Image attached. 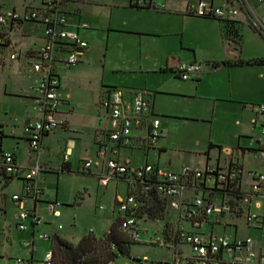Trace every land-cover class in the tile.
<instances>
[{"label":"crops","instance_id":"crops-1","mask_svg":"<svg viewBox=\"0 0 264 264\" xmlns=\"http://www.w3.org/2000/svg\"><path fill=\"white\" fill-rule=\"evenodd\" d=\"M199 1L212 2L217 6L230 2V0H167L165 10L152 11L131 8L128 0L90 2L64 0L62 10L71 16L72 23L85 25V28L80 30V35L88 43V50L84 63L69 69H59V91L65 103L59 109L58 119L63 122V125L43 137L37 152L29 151L23 134L24 125L39 118L31 91L36 75L29 73L25 64L21 63L31 82L26 93L20 90L19 95L22 97L23 104H29L31 111L28 109L20 115L18 119L20 122L15 128L12 125L9 126L10 121L0 120V150L1 153L13 155L19 166L38 164L43 169L37 178V186L41 190L39 199L37 201L28 200L24 203V207L31 209L41 221L38 225L32 226L31 230H26L25 238L21 239L22 241L33 239L34 258L39 246L43 249L40 254L50 250L51 242L49 241L48 245L46 241L37 240L38 234L58 236L70 243L69 235L62 232L63 227L60 224L56 226L55 220L61 217L64 209H72L75 204L80 207L83 200L77 202L75 197L85 190V185L81 187L78 185L72 188L71 193L64 194L60 190L63 177H69L75 173L77 176L78 174L83 176L81 177L83 179L92 178L97 183L95 201L99 197V189L104 195L108 184L113 182L116 187L118 183H123L125 196L128 194L127 182L113 177L108 172L104 162L106 158L98 154L100 147L106 148L107 158L118 160L130 168L148 163L164 171L176 173L183 168L225 169L229 164L237 163L242 192L250 191L252 182L250 173L264 174V158L256 159L258 163L256 166H250L247 162L249 155L253 157L254 139L258 136L257 129L253 125L254 107L264 104V64L215 66L225 61L264 59L262 38L248 29L250 37L254 39L249 44L246 40V28L244 29L249 26L245 16V11L248 10L264 23V14H260L264 1L246 0L244 6H241L240 15L232 21L241 40L238 44L239 51L234 49L236 42L228 40L225 34V22L187 13V7L195 6ZM22 2L23 4L18 7L19 10L25 4L37 5L38 0H22ZM14 7L18 9L15 5ZM26 27L29 26L23 28L24 32H28L25 30ZM15 35L21 41H25L19 34ZM103 42H105L104 57H107L111 50L120 48L122 49V62L109 65V67L106 66V61L103 62L99 80L101 88L95 90L93 104L94 106L100 105L101 96L109 88L119 87L133 92H144L145 97L151 103L152 114L160 121V138L153 149H142L136 144L120 148L106 141L102 134L107 127L103 110L102 119L105 121L103 125H99V122L95 124L93 121L92 125L90 123L91 119H95L96 114L98 115L97 110L92 117L89 115L87 128L82 123L76 124L72 121L78 109L71 102L70 93L62 85L61 78L62 76L64 78L66 74H79L82 70L91 68L89 62L93 61L94 50L97 45L102 46ZM190 63L203 66L201 76L194 81L180 80L175 74L176 68ZM110 73L126 74L125 80H106L105 76ZM3 96L7 97L6 92ZM9 97L15 98L14 95ZM5 115L9 120L10 118L16 120L13 112ZM84 135L88 136V146L83 144L82 136ZM57 136L62 142L59 143ZM53 138H56L55 146H52L50 142ZM9 140L11 143L6 144L5 142ZM178 142L184 150H173L176 147L174 143L178 144ZM186 144L191 147L189 148ZM82 151L84 156L76 157L75 154ZM172 151H177L178 155L169 156L168 154ZM50 154L55 155V165L49 161ZM85 160L92 162L89 172L81 171V165ZM64 162L69 164L71 173L61 172L60 169ZM74 165L77 166L76 169L73 168ZM0 172L3 173L1 167ZM245 175H247V180L244 179ZM51 178H55L57 182L53 193L48 192L47 185ZM12 181L13 179L5 183L3 175L0 176V236L3 228H10L4 227L7 220L2 202L4 201L3 192L10 187ZM20 183V189L12 195L22 193V182ZM67 196L71 197L66 199ZM125 196L114 193L110 206L112 215L116 211L117 201ZM49 202L58 204L54 209V214H50L46 209ZM13 205L17 206L16 203ZM241 205L246 211L262 216V225L259 228H248L243 216H223L217 219L211 218L207 230L213 235L215 228L220 229L222 236L216 237H226L230 241L250 238L253 248L264 254L261 241H257L253 236L238 237L237 235V221L241 219L244 226L253 232L264 230V199L253 196L249 198L247 204ZM105 214L103 216L107 217L108 215ZM17 215L18 213L14 215V230H16ZM95 215V219L99 218L96 213ZM72 226H74L73 221ZM227 227L232 230L229 236L225 234ZM93 230L91 227L88 232H93L96 237H102L109 231L97 234ZM5 239L9 240V232ZM7 243L11 247V241ZM22 243H18V249L21 248L20 250L26 253L24 258H27L30 253L22 248ZM0 258H3L2 253H0ZM233 260L238 264H253L247 260L243 252L235 253ZM164 261L163 259V264ZM11 264H14V258L11 259Z\"/></svg>","mask_w":264,"mask_h":264},{"label":"built area","instance_id":"built-area-1","mask_svg":"<svg viewBox=\"0 0 264 264\" xmlns=\"http://www.w3.org/2000/svg\"><path fill=\"white\" fill-rule=\"evenodd\" d=\"M128 1L131 8L152 11L165 10L167 2ZM230 2L217 6L212 2L199 1L195 6H188L187 13L232 22L240 15L241 6L246 0ZM63 3L64 0H38L37 5L25 4L19 10L15 7L5 8L0 0V67L4 66L6 54L9 53L10 61L25 64L28 72L36 75L31 91L39 118L27 122L23 128L31 152L39 151L43 137L63 125L58 119L59 109L65 103L59 91V69L84 63L88 50V43L80 35L85 25L72 23L71 16L62 10ZM245 14L248 24L264 39V23L249 10ZM25 26L30 27L28 32H24ZM15 34H19L23 40L32 37L38 43L24 50H16V43L12 40ZM202 67L197 63L181 65L176 68L175 74L180 80L194 81L201 76ZM99 104L107 121L102 133L106 141L120 148L134 144L146 150L156 147L160 138V121L152 114L151 103L144 92L109 88L104 91ZM253 125L258 132L254 139L253 157L263 159L264 104L254 107ZM98 154L106 158L104 162L108 172L128 184V194L117 201L115 212L120 231L131 241H139L141 234L148 231L141 228L142 222L152 225L162 222L157 234L147 241L170 249L171 264H238L233 260L237 252H243L250 263L264 264V254L253 248L250 238L230 241L226 237L205 232L211 218L223 216H243L248 228H259L262 216L246 211L241 204H247L253 196L264 199V174L250 173V191L242 192L237 163L229 164L225 169L183 168L173 173L148 163L130 168L118 160L107 158L105 147H100ZM0 167L6 176L22 182V193L11 196V201L19 208L15 228L19 232L31 230L41 221L32 210L24 207V203L39 199L41 190L37 186V178L43 169L38 164L19 166L13 155L1 152ZM91 167L92 162L85 160L81 171L89 172ZM152 197L164 207L161 219L149 214L155 210ZM57 205L47 203L51 214L55 213ZM36 238L51 242L52 237L38 234ZM22 248L28 250L30 255L27 258H14V264H53L51 250L40 261L33 257V239L24 241Z\"/></svg>","mask_w":264,"mask_h":264},{"label":"rangeland","instance_id":"rangeland-1","mask_svg":"<svg viewBox=\"0 0 264 264\" xmlns=\"http://www.w3.org/2000/svg\"><path fill=\"white\" fill-rule=\"evenodd\" d=\"M27 1H36V0H27ZM86 2L94 1V0H84ZM5 8H12L14 5L18 8L23 4L22 0H1ZM264 5V3H263ZM263 7V6H262ZM19 9V8H18ZM260 14H264V7L260 10ZM247 26V25H244ZM246 28V40L249 44H251L254 39L250 37V33H248V29L252 30L255 34H257L254 29L249 25ZM241 29V28H240ZM25 30H29V27H26ZM242 31V30H241ZM248 34V35H247ZM258 35V34H257ZM261 37V36H260ZM262 38V37H261ZM12 40L16 43V50L18 48L26 49L28 46L33 44H37L38 41L32 37H27L25 41H21L18 36L13 35ZM262 43L264 44V39L262 38ZM112 49V48H111ZM105 53V42H103L102 46L97 45L94 50V58L93 61L89 62L91 68L84 69L79 74H66L64 78L62 76L61 82L64 87L69 91L71 96V102L74 104V107L78 109L76 116L72 117V121L76 124L82 123L83 126L88 127V117L89 115H94L97 110L98 115L96 114L95 119H91L96 124L99 122V125H103L105 123L104 119H102V109L100 105L94 106L93 95L95 90H99L100 86V75H101V67L104 61H106V66H112L115 63L122 62V49H114L111 50L107 57H104ZM8 54H6L4 66L0 67V120H4L9 122V126H13V128L18 127L20 120V115L23 114L28 109L31 111L29 104L22 103V97L19 95L20 90L23 93H26L29 85L30 79L29 76L24 72L21 62H13L8 59ZM63 75V74H62ZM126 74H107L105 76L106 80H125ZM66 77V78H65ZM119 88V87H118ZM122 89V88H119ZM6 92L7 97H4L3 94ZM16 93V94H15ZM14 95L15 98L9 97ZM20 96V97H19ZM4 108V110H2ZM80 110V111H79ZM101 110V113H100ZM14 113L16 120L10 118V120L5 115L6 113L10 115ZM97 116L99 118H97ZM94 117V116H93ZM99 120V121H98ZM58 137V136H57ZM83 144L88 146V136H82ZM57 140L62 142L61 138H57ZM174 140V139H173ZM51 145H56V138L50 140ZM6 144L11 143V141H6ZM19 143V142H18ZM176 145L173 150H182L183 148L179 146V142L174 143ZM191 147V145L186 144ZM184 150V149H183ZM76 157H83L84 153L79 152L75 154ZM169 156L178 155L177 151H172L168 154ZM50 154L49 161L55 165L56 159ZM247 162L250 166H256L258 163L256 159L249 155L247 157ZM77 165V164H76ZM76 165H74V169H76ZM74 175H69V177H63L60 183V190L64 192V194L71 193L72 188L80 185H85V190L80 192V195L75 197L77 202H81L80 207H77V204H72L74 207L64 209L61 214V217L56 219V226L61 225L63 227V231L69 235V241L73 245H77L80 238L85 235L86 232L92 227L95 233L102 234L105 231H108L112 224L117 221L116 212L114 215L111 214V205L114 193H118L120 195L125 196V189L123 183H118L117 187L115 183H109L105 194L102 195L99 189V197L95 201V194L97 190V183L92 178L89 177L81 178L80 174L78 176L75 173ZM247 175L244 176L246 179ZM247 180V179H246ZM245 180V181H246ZM48 192L53 193L55 187L57 186V182L54 179H49L48 182ZM246 183V182H245ZM20 181L18 179H13L10 187L3 192L4 201L2 202V206H4V210L6 211V220L7 223L3 228V232H1L0 236V253H2L3 258H0V264H11V259L16 257H24L26 254L24 251L18 249V243H22V238H25V232H17L14 230L13 222L14 215L19 213V208L16 205H13L11 201V195L17 192L20 189ZM71 196H67L66 199H69ZM1 198V197H0ZM73 201V200H72ZM73 203V202H71ZM96 203V204H95ZM101 207V208H100ZM46 209L49 212L47 205ZM31 210V209H30ZM50 213V212H49ZM99 218L95 219L96 215ZM108 215L104 217L103 214ZM51 214V213H50ZM1 215V213H0ZM37 217V216H36ZM3 218V217H2ZM72 221L74 226H72ZM238 223V237L239 236H253L257 241H261V244L264 246V230L263 231H251L244 226V223L241 220L237 221ZM29 226V222L27 223ZM161 223H157L152 225L150 222H142L141 228L148 230L147 233H142L140 236V240L136 242H131L128 246V256H121L115 260L113 264H170L171 263V251L169 249H165L161 247L158 243L148 242V238L157 233L160 229ZM30 229V228H29ZM41 231V230H40ZM209 230L205 229V232L208 233ZM9 232V240L11 241V247L8 246L9 240L5 239L8 236ZM39 233V232H38ZM43 233V232H41ZM89 233V232H88ZM232 230L227 227L225 230V234L227 236L231 235ZM105 234V233H104ZM104 234L102 236H104ZM215 236H222L220 229L215 228L214 234ZM100 238V237H99ZM153 239V238H152ZM37 241V240H36ZM49 245V241H46ZM39 244V243H38ZM42 246H39L37 252L35 253V259L37 261L42 260L44 256V252ZM20 255V256H19Z\"/></svg>","mask_w":264,"mask_h":264},{"label":"trees","instance_id":"trees-1","mask_svg":"<svg viewBox=\"0 0 264 264\" xmlns=\"http://www.w3.org/2000/svg\"><path fill=\"white\" fill-rule=\"evenodd\" d=\"M222 22L224 23V21ZM225 23V34L228 40L240 44L241 40L238 35V30L235 28L233 22ZM254 31L261 36L255 29ZM263 64L264 59H251L248 61H225L220 64H215V66ZM60 170L62 173L72 172L69 164L66 162L62 164ZM2 175L5 183H8V181L13 179L6 176L4 173L1 174L0 172V176ZM152 198H154V201L156 202V204L154 202L155 210L153 212L150 211L149 214L153 218L161 219L163 218L164 207L155 199V197ZM131 242L133 241H131L126 234L120 231L118 221H115L112 224L111 228L104 234V236L99 238L96 237L93 232H89L81 238L77 245H72L58 236H53L50 243L52 262L53 264H113L117 258L121 256H128V246Z\"/></svg>","mask_w":264,"mask_h":264},{"label":"water","instance_id":"water-1","mask_svg":"<svg viewBox=\"0 0 264 264\" xmlns=\"http://www.w3.org/2000/svg\"><path fill=\"white\" fill-rule=\"evenodd\" d=\"M234 49L237 50V51H239V50H240V46H239L238 44L235 43V44H234Z\"/></svg>","mask_w":264,"mask_h":264}]
</instances>
